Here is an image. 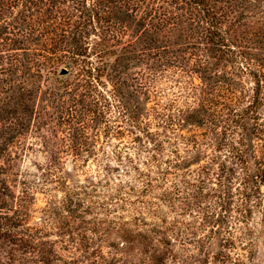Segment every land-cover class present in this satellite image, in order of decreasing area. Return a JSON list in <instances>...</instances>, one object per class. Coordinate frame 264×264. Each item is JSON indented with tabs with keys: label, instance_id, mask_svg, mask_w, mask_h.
<instances>
[{
	"label": "trees",
	"instance_id": "1",
	"mask_svg": "<svg viewBox=\"0 0 264 264\" xmlns=\"http://www.w3.org/2000/svg\"><path fill=\"white\" fill-rule=\"evenodd\" d=\"M217 1L162 0L159 12H145V0H0V121L8 120L0 158L29 126L42 134L63 126L73 155H97L100 130L127 138L115 161L157 199L154 214L167 206L186 225L209 227L229 252L249 247L260 232L253 215L264 214V63L225 69L226 53H243L221 31ZM170 76L180 94L163 103L159 85ZM7 205L0 201V219L11 218Z\"/></svg>",
	"mask_w": 264,
	"mask_h": 264
},
{
	"label": "rangeland",
	"instance_id": "2",
	"mask_svg": "<svg viewBox=\"0 0 264 264\" xmlns=\"http://www.w3.org/2000/svg\"><path fill=\"white\" fill-rule=\"evenodd\" d=\"M161 2L145 0L142 7L145 12H159L155 5ZM210 6L221 31L243 53L236 58L226 53L225 69L264 63V0H218ZM174 79L170 76L160 82L162 91L157 94L165 95L163 103L179 97ZM241 79L250 93L251 77ZM26 85L33 87L29 81ZM195 101L192 98V104ZM110 113L115 126L119 119L113 109ZM258 113L264 119V104ZM6 123L7 119L0 121V145L8 137ZM13 132L16 135V129ZM99 133L97 155L84 148L73 155L64 148L60 139L67 131L58 124L44 134L29 126L13 137L0 158L5 168L0 184L8 185L0 188V201L7 200L5 212L11 217L0 219V264H156L157 257L165 264H264V214L253 215L252 225L260 232L251 237V245L239 243L229 252L209 237V227L186 225L184 219L189 217L164 205L154 214L149 202L157 199L143 192L140 181L132 177L133 170L131 176L124 175L115 161L113 149L124 147L127 138L110 135L107 140ZM52 158L55 167L50 166ZM105 163L119 171L103 170ZM249 164L252 169L251 159ZM129 183L136 188L129 189ZM261 189L264 193V184ZM67 199L72 201L71 210ZM224 251L230 259L221 257Z\"/></svg>",
	"mask_w": 264,
	"mask_h": 264
},
{
	"label": "water",
	"instance_id": "3",
	"mask_svg": "<svg viewBox=\"0 0 264 264\" xmlns=\"http://www.w3.org/2000/svg\"><path fill=\"white\" fill-rule=\"evenodd\" d=\"M68 70L66 68H62L60 74H67Z\"/></svg>",
	"mask_w": 264,
	"mask_h": 264
}]
</instances>
